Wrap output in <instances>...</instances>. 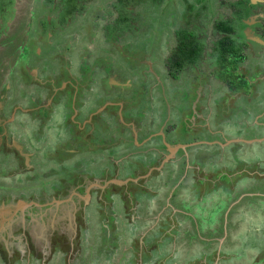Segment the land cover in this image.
Instances as JSON below:
<instances>
[{"label":"rangeland","instance_id":"1","mask_svg":"<svg viewBox=\"0 0 264 264\" xmlns=\"http://www.w3.org/2000/svg\"><path fill=\"white\" fill-rule=\"evenodd\" d=\"M113 1L80 0L77 10H66L73 13L65 21L62 0H0V202L9 201L8 209L23 203L13 209L17 220L10 229L19 236L16 246L24 247L12 258L0 250V264L30 255L39 257L38 264H264V73L251 81L249 94H237L215 77L209 67L213 54L208 56L217 39L214 20L231 14L222 1L241 0L143 2L127 13L115 45L107 40L112 33L103 30L119 20ZM252 4L249 25L261 47L245 51V80L264 71V0ZM191 8L197 15L187 28H197L207 51L197 72L186 69L173 80L164 63ZM188 120L196 124L198 141L216 142L212 161L199 162V179L190 149V163L166 165L171 171L161 186L155 181L144 191L139 184L113 183L111 178L127 179L132 161L151 153L148 145L136 149L132 127L150 123L165 136L151 143L175 145ZM169 125L178 130L167 131ZM237 135L258 138L239 147L230 139ZM68 149L72 153L65 157ZM123 153L131 162H121ZM236 153L242 171L228 175ZM216 157L223 161L219 168ZM78 182L88 186L85 196L73 189ZM69 183L72 205L65 200L67 205L54 209ZM111 183L121 187L115 191L137 194L113 198L116 216L107 214L106 200L93 196ZM172 207L181 209L178 217H172ZM171 218L176 223L168 224ZM59 228L69 234V246L56 237Z\"/></svg>","mask_w":264,"mask_h":264},{"label":"trees","instance_id":"2","mask_svg":"<svg viewBox=\"0 0 264 264\" xmlns=\"http://www.w3.org/2000/svg\"><path fill=\"white\" fill-rule=\"evenodd\" d=\"M64 1L69 7H75V10H77V6L80 5L77 0H62L63 3ZM146 1L153 0H114L112 2V8L118 11L117 18H119V20L114 21L113 24H106L103 28L105 32L112 33L110 34V37H107L109 43L115 45L117 36H123L127 23L129 22V16H126L127 13L130 12L133 7H136ZM202 1L203 0H198L199 3ZM252 2L253 0H241L237 2L231 1L227 3L222 1V3L228 7L231 14L228 17H219L214 20L212 31H216L215 34L217 35V39L211 42V47L208 52V56H210L211 53L214 57V62H210L211 64L209 63V67L213 69L215 77L237 94L240 92L247 93L252 87L249 80H245L246 74L240 70L242 63L246 58L245 51L249 48L256 50V48L261 47L260 44L257 43L258 39L255 40V33H253L254 31L251 30V26L249 25V19L253 15L254 10ZM193 9L191 8L188 13L183 14L181 21L182 27L180 26V28L176 30L175 47L168 54L164 63L168 77L173 80L178 79V77L186 69H191V72L196 70L197 72L201 58L207 51L208 45H206L204 40L199 37V32H195L197 28H195L194 31H189L187 28L188 23L191 24V18L197 15V13H194V15L192 14ZM3 19L1 20L2 24ZM121 23H124L123 27ZM1 27L2 26H0V29L2 30ZM261 27L263 31L261 32V36L259 38L264 40V24ZM263 72L264 71H260L258 76L262 75ZM116 108L118 107H115L113 111H116ZM193 118L197 119L195 115ZM189 120L188 123L185 124V127L182 125L184 137L190 132L189 126L192 123ZM174 126L175 125H169L166 128L167 131L172 132L175 128ZM104 184H106V182ZM112 185L114 184H111L107 189L117 187H113ZM84 189V187L79 188L77 192L83 196L85 195ZM105 192H107L105 200L109 205V207L106 206V208L108 207L106 211L108 214L110 211L112 212V205L114 202L110 199L108 190ZM119 192L121 191L117 190L113 198L116 197L117 199ZM69 197L70 195L67 193L64 196H61L60 199L66 200ZM77 199L78 198L75 197V200ZM68 203L69 205H72V202L69 201ZM65 205H67V203H63L59 207ZM123 211L124 210H122V214H125Z\"/></svg>","mask_w":264,"mask_h":264},{"label":"crops","instance_id":"3","mask_svg":"<svg viewBox=\"0 0 264 264\" xmlns=\"http://www.w3.org/2000/svg\"><path fill=\"white\" fill-rule=\"evenodd\" d=\"M259 73L260 72H258L255 75L256 77L253 80L248 79L250 84H251V81H252V84H254L258 77H262L261 75L258 76ZM246 77H247V75H246ZM123 86H125V84H123ZM249 92H250V90H249ZM144 125H145L144 127H139V126L138 127H132L131 133L133 136L131 137V135H130V137L132 139H134V144H135L136 149L137 148L144 149L145 148L144 146L148 145L149 146L148 150L151 153L147 154V156H144L143 158H138L137 162L132 161L131 168H130V170H128V173L131 172V175L127 179H124V181L129 182L128 184H139V186L143 187L144 191H148L147 189H150L155 181L157 182L155 184H160L161 179H163V177L165 175L169 174V172L171 170L167 171L166 165H168V164L170 165L172 163L178 164L179 162H182V165L184 167L185 164L190 163V160H189V158H190V151L189 150L190 149H193L195 151V154H196V159H195L196 166H194L193 171H195L197 173L196 177H198V179L200 178L199 175L201 172V164L200 163L207 164L208 162H211L212 159H210V158H212L215 155L214 153H216V151H214V149L216 148V147H214L216 142L211 141V142L207 143L205 141H200V140L198 141L199 138L196 137L197 131H194V127L196 126V124L193 122L189 126L190 132L187 133V135L185 137H184V134L182 131L183 127L181 124V128L179 129V131L181 132V135L179 137L177 136L179 143L177 142L175 145H171L170 142H166V141L164 142V140H163V142H159V143H155V142L151 143L153 138H156L159 135H161L162 138L164 139L165 136H163L162 133L158 132L159 130L152 131L151 130L152 127H151L150 123L144 124ZM174 127H175L174 130H178V128L176 126H174ZM139 136H146L142 140L141 143H139L137 141V139H139ZM257 138L258 137H255V138L248 140L247 138L243 139L242 137L237 135V136L231 137L230 139H232L231 141L233 142V144H238V146L240 147L242 144L250 145L249 142H252L253 140H256ZM225 142H227V140H225ZM222 143H224V142H221L219 144H222ZM159 145H162L161 148ZM217 146H219V145H217ZM200 147H204V148L200 149ZM207 147H213V149L207 148ZM168 148H172L175 150L173 152L169 153ZM124 149H123V151H124ZM205 149L212 150V153L205 152ZM144 150H146V149H144ZM116 151L118 153L123 152L121 150H116ZM162 151H164L163 156H159V155H161ZM142 153H144V152H142ZM123 154H122L123 157L121 158V162H125L126 160L130 161L131 155H125V153H123ZM235 155L236 156L234 157V160H236V161L234 162V164H233V162L231 163L230 169L228 171V175L231 174L230 171L232 169H236V170L238 169L239 172L242 171L240 168L241 163H242V159H240L241 155H238V153H236ZM216 158H217V160H215L213 163L215 164V166H217L219 168L221 163H223V161L221 160V157H216ZM189 169L190 168H187V170H189ZM111 173L112 172H109V174H111ZM155 176H157L156 180H154ZM112 179L116 180V178H111V180ZM194 180L196 181L195 178H194ZM113 183H117V182L114 181ZM113 183H111V184H113ZM118 185L120 186V185H122V183H120ZM161 185L162 184H160V186ZM171 188H172V186H170L167 189V191L170 192ZM129 194H130V196H136L137 195L134 192H129ZM155 194H157V196L160 198H162L164 196L163 193L158 192V191H156ZM130 196H128V198ZM167 196H168V194L164 196V200L167 198ZM238 196H239V194H238ZM237 198H239V197H237ZM237 198H234L231 201H235ZM239 200H240V198H239ZM66 201L68 202L69 200L66 199ZM7 203H9V201H7L3 204H1V202H0V250H3L4 252L8 253L10 258H12V255L16 254L14 251H16L17 249H20V248H24L20 244L21 242L19 244H17V246H16V243L13 242V240L17 239L19 236L16 235V232H17L16 229H14V231H12L13 229H10L15 224V221L17 220V215L12 214L13 213L12 211H13V209H14V211L17 210L19 208V206H21V204H23V203L18 202V206L17 207L14 206L11 209L6 208L5 204H7ZM24 205L28 206L29 204L24 203ZM55 205H53V206L58 208V204H55ZM130 205H131V202L128 204V206H130ZM130 208H131V206H130ZM181 212H182L181 209H179V208L173 209V207H172V217H178V215L181 214ZM2 213H4V215ZM9 214H12V216H11L12 218L9 217L10 216ZM136 216L137 215H131V218L133 220H135ZM9 219H10V221H9ZM170 223L174 224L176 222L173 218H171V220L168 222V224H170ZM16 227L17 226H15L14 228H16ZM167 227L171 228L170 226H167ZM31 237H33V236L31 235ZM216 240H218V239H216ZM219 241H221V240H219ZM26 242H28V241H26ZM246 250H247V247L245 244V251ZM73 256H75V253L73 254ZM25 259L27 260V262ZM21 260H22L21 262H16V264H21L22 262L23 263L25 262V264H30L31 260H32L33 264H38L37 262L39 261V257L35 258L33 256L31 257V255H30L27 258L26 257L21 258Z\"/></svg>","mask_w":264,"mask_h":264},{"label":"flooded vegetation","instance_id":"4","mask_svg":"<svg viewBox=\"0 0 264 264\" xmlns=\"http://www.w3.org/2000/svg\"><path fill=\"white\" fill-rule=\"evenodd\" d=\"M81 2H82V0H81ZM79 4H80V6H81L80 0H79ZM62 5H63V8H65V11H64L63 16H62V20L69 21L70 18L72 17L71 15H72L73 12H72V13L69 12V14H67V13H66V10L69 11V9H71V7H69L68 5H66L65 1H64V3L62 2ZM67 6H68V7H67ZM81 14H83V13H81ZM81 14H80V15H81ZM65 17H66V18H65ZM60 19H61V18H60ZM107 24H109V23H107ZM76 92H77V90H76ZM137 103H139V101H137ZM137 103H135V104H132V103H131L130 105L136 107ZM113 107H114V106H113ZM116 107H118V106H116ZM75 127H76V126H75ZM66 152H67V153H66L65 157H66V156H70L71 153H72V152H71V149L66 150ZM70 152H71V153H70ZM87 180H88V178H82V180H80V182H84V181H87ZM85 183H86V182H85ZM69 184H70V183H69ZM71 186H72V184L67 185V187H66L67 191H69L68 194L70 195V197H71V194H72L71 191H72L73 189L76 190V191H78L79 188L84 187V188H85V189H84V192H85V193H86L87 190H88V188H87L88 186L85 187L83 183H79V182L76 184L75 187L73 186V189H71V188H72ZM61 188H63V186H62ZM64 189H65V186H64ZM86 189H87V190H86ZM97 189H98V188H97ZM74 190H73V191H74ZM98 190H99V189H98ZM59 191H62V190L59 189ZM128 191L130 192V190H128ZM74 192H75V191H74ZM115 192H116V191H115V189H113V188L108 189V194L110 195V199H111V200H113V196H115ZM95 193H96V196L94 195ZM95 193L93 194L94 198H96V199H98V200H101V199H104V200H105V196H106V193H107V192H105V193H103V194H99V193H97V192H95ZM118 194H119L118 196H121L122 198H127V195L130 196V194H128V193L125 192V191H121V192H119ZM84 196H85V195H84ZM70 197H69V198H70ZM75 197H76V196H75ZM75 197H73V198L75 199ZM130 198H131V196H130ZM69 201L72 202V200H69ZM128 201H130V200L128 199ZM54 203H55V202H54ZM63 203H64V202H63ZM65 203H66V202H65ZM55 204H56V203H55ZM128 204H129V203H128ZM58 205H59V204H58ZM61 205H62V204H61ZM116 206H117V205H116ZM53 208L55 209L56 207L53 206ZM58 208H59V206H58ZM114 209L116 210V209H121V208H118V207H117V208H114ZM114 209H113V210H114ZM112 212H113V211H112ZM121 213H122V210H121ZM113 214H115V216H116V213H115V212H113ZM60 227H61V224H60ZM28 228H29V227H28ZM33 229H34V228H33ZM33 229H32V230H33ZM57 231H58V233L56 234V237H57V238L60 237V238L63 240V237H64V240H65V238L67 239L66 236L69 235V234L67 233V231H66L64 228H63V229H62V228H59ZM60 231H63V232H60ZM30 232H31V231H30ZM61 234H62V235H61ZM129 234H131V233L129 232L128 235H129ZM128 235H127V236H128ZM99 236H100V235H99ZM30 238H31V241L34 242L35 245L39 246V243H40V242L35 241L34 237H30ZM64 242H65L66 245H68L67 240H65ZM40 245H41V244H40ZM68 246H69V245H68ZM68 246H67V247H68Z\"/></svg>","mask_w":264,"mask_h":264},{"label":"water","instance_id":"5","mask_svg":"<svg viewBox=\"0 0 264 264\" xmlns=\"http://www.w3.org/2000/svg\"><path fill=\"white\" fill-rule=\"evenodd\" d=\"M259 41V40H258ZM167 145V144H166ZM175 149H172V148H168V151H169V153H171V152H173ZM115 182H117L118 184H120V183H125L126 181H121V180H115ZM62 202H64V201H55V203L56 204H61Z\"/></svg>","mask_w":264,"mask_h":264},{"label":"clouds","instance_id":"6","mask_svg":"<svg viewBox=\"0 0 264 264\" xmlns=\"http://www.w3.org/2000/svg\"><path fill=\"white\" fill-rule=\"evenodd\" d=\"M119 180V179H118ZM121 181H124V180H121ZM125 183H122V185H124Z\"/></svg>","mask_w":264,"mask_h":264}]
</instances>
